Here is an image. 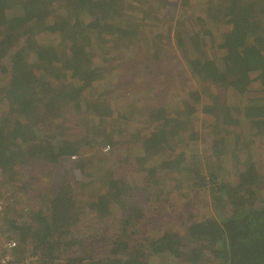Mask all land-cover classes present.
Returning a JSON list of instances; mask_svg holds the SVG:
<instances>
[{
	"label": "trees",
	"instance_id": "1",
	"mask_svg": "<svg viewBox=\"0 0 264 264\" xmlns=\"http://www.w3.org/2000/svg\"><path fill=\"white\" fill-rule=\"evenodd\" d=\"M119 1L0 0V28L8 29L4 32V41L0 42V55L3 52L9 53L10 30L27 34V38L32 41V61L29 66L36 75V90L32 93H16L19 88L13 79L8 80L1 88L0 101L5 97L9 101L13 99L17 107L16 111L9 109V114H5L0 121V167L18 163L29 154L31 157L35 156L37 161L46 159L55 163V167L62 164L65 157L80 152L85 138L70 140L65 136V118L55 105L56 100L70 103L75 113H82L84 107L91 108L97 102L102 105L108 103L106 101L110 98H119L115 96L116 90L108 89L112 82L107 83L101 92L94 87L95 97L79 90V87L92 78L95 80L91 87L94 84L98 87L103 82V78H98L97 74L104 73L107 67H82L90 60L91 50L103 47V38L111 40L117 38L116 35H122L129 38L126 43H131L140 37L131 20H123L115 13ZM190 4L194 5L192 0ZM203 8L204 15H190L189 19L213 24L224 21L230 28L222 33L219 61L215 57H207L201 51L202 40L211 45L212 38L205 39L196 32L198 40L195 43L187 37L177 39L178 49L190 74L198 83V88L190 91L189 98L199 101L203 97H212L217 99L219 106H226L218 99H225V95L232 89L237 95L242 94L249 88L254 76V80L264 87V0H213L210 4H204ZM41 34L50 35L52 43H46L45 36L39 37ZM28 54L30 53L26 56ZM75 60L79 68L76 67ZM261 105L258 102L248 104L243 116L249 124L264 131V107ZM104 110L110 111L105 119ZM118 111L121 114L116 116L110 104L106 109L99 107L93 112L101 116V120L109 127H113L114 119L123 116L122 107ZM220 113L221 125L228 127L227 123L234 121L231 120L233 117L227 118L225 110ZM14 115L17 117L10 121V117ZM148 118V121L162 123L164 127L173 122L162 107L152 109ZM47 129L53 130L55 135L43 139L44 143H39L36 135ZM159 130L141 139L139 147L142 151L149 153L159 146L180 149L172 132L169 135V130ZM226 132L224 130L209 138L205 135L208 141L205 147L206 168H202L199 163L193 164L192 158L186 154L177 153L151 164L150 169L158 175H181L197 185H208L216 215L189 222L186 229L188 238L195 240L200 247L202 245L216 261L223 264H264V198L259 199V205L255 202L256 189H259L264 177L258 171L255 157L249 148L251 140H237L233 136L234 129L231 135ZM215 157L218 158V167L213 165ZM223 159H227L230 164L225 166V162H221ZM96 163L100 164L99 174L101 171L105 172L97 179L104 181L106 185L103 193L109 191V199L115 201L117 208L122 210V227L139 221L143 217L139 206L126 203L125 189L129 188V183L125 179L113 178L107 169L101 167L102 161ZM230 166L236 176L233 182L222 176L223 169ZM3 169L9 171L8 167ZM51 171L49 173L52 175L60 172ZM61 172L60 184L54 188L48 187L39 194V201L46 204L30 208V222L17 224L16 220L6 218L3 213V221L9 222L12 231L17 234L15 239L18 242V253L20 244L31 239L36 247H41V251L37 248L34 250L35 253L38 252L36 262L39 264H161L148 261L147 255L140 248L131 247L123 236L111 243V256L62 258L57 263L58 256L56 257L55 252L63 256L74 243L72 233L79 221L80 205L76 202L73 189L79 186L76 185L78 180H82L80 185L85 188L89 185V177L83 175L85 168L77 162L73 161L69 168ZM151 180L155 185L160 183L163 189L165 182L172 179ZM161 189L156 197L160 196ZM103 193L98 195L96 203L99 215H103L102 209L106 204ZM147 248L153 255L169 253L175 256L182 253V249L186 250L182 245V238L176 233H165L150 239ZM192 251L189 257L195 261L203 250L201 247L199 251Z\"/></svg>",
	"mask_w": 264,
	"mask_h": 264
},
{
	"label": "rangeland",
	"instance_id": "2",
	"mask_svg": "<svg viewBox=\"0 0 264 264\" xmlns=\"http://www.w3.org/2000/svg\"><path fill=\"white\" fill-rule=\"evenodd\" d=\"M190 1H119L115 13L123 20H131L136 25L140 37L131 43H126L129 38L122 35H116L117 38L111 40L103 38V47L91 50L90 60L82 66L83 69L86 65L107 67L104 73L97 74L98 78H103V82L98 87L95 84L91 87L95 80L92 78L87 84L79 87L83 94L95 97L94 87L101 92L107 83L112 82L108 89L116 90L115 96L119 98H110L106 101L108 103L102 102V105L97 102V105L91 108L84 107L82 113H75L72 104L61 99L56 100L55 105L60 108V113L65 118V136L70 140L85 138L80 152L65 157L61 161L62 164L55 167H53L55 163H50L46 159L37 161L35 156L31 157L30 154L24 156L18 163L5 165L9 170L7 172L3 169L5 167H0V202L4 204L0 207V245L5 239L16 238L17 235L12 231V225L3 221L2 210L6 218L16 220L17 224L30 222V208L46 204L39 201L41 198L39 194L48 187H57L63 173L61 171L69 168L74 161L85 168L83 175L89 177V185L85 188L80 185L83 183L82 180H78L76 185L79 186L73 189L76 202L80 205L79 221L72 233L74 243L63 256L55 252L56 257L58 256L57 263H60L62 258L88 259L111 256L109 252L111 243L123 236L131 247L140 248L147 255L148 261L161 264H223L216 261L201 244L203 251L199 258L194 261L189 257L191 250L194 253L201 248L195 240L187 237L186 229L189 222L216 215L208 185H197L196 182L182 178L181 175L173 177L167 174L158 175L150 166L161 159L181 153L191 157L193 164L199 163L202 168H206L205 147L208 141L205 135L209 138L221 134L224 130H227L226 134L231 135L234 129V138L240 141L247 138L253 142L249 148L255 157L258 171L264 177V131L249 124L244 118L248 104L258 102L264 107V87L254 80L256 79L254 76L249 88L242 94L237 95L232 89L225 95V99H218L226 106L222 104L219 106L217 99L212 97L209 99L203 97L199 101L189 98L190 91L197 89L198 83L190 74L186 61L178 49L177 39L187 37L195 43L198 40L196 32L205 39L212 38L211 45L207 43L208 41L202 40L201 51L207 57H215L219 61L222 53L220 47L222 33H226L230 28L224 21L213 24L194 18L190 20V15H204L202 13L204 4H210L213 0H192L194 5L190 4ZM204 27L206 29H203ZM7 30L0 28V42L4 41V32ZM42 36H45L46 43H52L50 35H39ZM9 41V53L3 52L0 55V92L3 84L13 79L19 88L16 93L26 91L32 93L36 90V75L34 69L29 66L32 61H30L32 41L27 38V34L15 30H10ZM27 53L30 54L26 56ZM75 65L79 68L77 60ZM110 104L116 116L121 114L119 108L122 107L124 111L123 116L114 119L113 127H109L101 120V116L93 112L99 107L106 109ZM16 107L13 99L10 101L6 97L2 99L0 121L5 114H9V109L16 111ZM158 107L165 109L167 117L173 121L169 126L164 127L162 123L147 120L149 112ZM223 110L228 114L227 118L233 117L231 120H234L227 123L228 127L221 125L220 112L223 113ZM109 113V110H104V119ZM16 117L17 115L11 116L10 121ZM159 129L169 130V135L172 132L174 141L181 146L180 149L159 146L149 153L142 151L139 147L141 139L157 133ZM54 135L53 130L47 129L36 137L39 143H44L43 139ZM99 161L103 162L101 167L107 169L113 178L125 179L129 183V188L125 189L126 203L139 206L138 209L143 215L139 221L122 227L120 221L122 210L117 208L115 201L109 199L111 197L109 191L103 193L106 187L104 181L97 180L100 174L102 176L105 173L101 171L99 174L100 164L96 163ZM221 162H225V166L230 164L227 159ZM213 165H219L218 158L213 159ZM51 170L61 173L52 175L49 173ZM223 171L222 176L226 180L235 181L236 176L231 166L224 168ZM205 177L209 179L208 176ZM152 178L160 181L167 178L172 180H167L161 189L162 185L160 183L155 185ZM160 189V196L156 197ZM256 190L255 202L259 205V199L264 198V180ZM100 193L104 194L106 201L102 209L103 215L96 211ZM165 233L179 235L186 250L182 249V253L175 256L169 253L151 254L147 248L148 241ZM19 248L21 249L19 253H34L35 248L41 251V247H36V243L31 239L21 243Z\"/></svg>",
	"mask_w": 264,
	"mask_h": 264
},
{
	"label": "built area",
	"instance_id": "3",
	"mask_svg": "<svg viewBox=\"0 0 264 264\" xmlns=\"http://www.w3.org/2000/svg\"><path fill=\"white\" fill-rule=\"evenodd\" d=\"M108 146L109 145H107V147ZM3 205L4 204L0 202V207ZM1 213L3 215V210ZM17 248L18 242L13 237L2 241L0 245V264H36L38 253H18Z\"/></svg>",
	"mask_w": 264,
	"mask_h": 264
}]
</instances>
